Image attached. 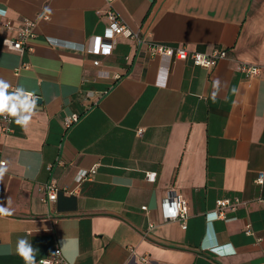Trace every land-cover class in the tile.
Masks as SVG:
<instances>
[{
    "label": "crops",
    "instance_id": "0c3cea01",
    "mask_svg": "<svg viewBox=\"0 0 264 264\" xmlns=\"http://www.w3.org/2000/svg\"><path fill=\"white\" fill-rule=\"evenodd\" d=\"M108 12L150 43L228 56L204 68L125 35L109 46ZM23 19L36 26L20 56L2 39ZM237 60L264 62V0H0V79L42 99L27 127L0 129L11 213L0 214V264H25L20 239L37 264L56 248L72 264H263L264 75H243ZM70 112L80 115L65 128ZM170 188L188 200L185 229L163 220ZM235 195L247 203L231 219H206Z\"/></svg>",
    "mask_w": 264,
    "mask_h": 264
},
{
    "label": "built area",
    "instance_id": "2783aa9c",
    "mask_svg": "<svg viewBox=\"0 0 264 264\" xmlns=\"http://www.w3.org/2000/svg\"><path fill=\"white\" fill-rule=\"evenodd\" d=\"M109 24L104 29V34L102 40L107 42V45L111 46L115 42V37L117 35H125L134 39L137 43H147V47L151 54L163 55L168 58L175 57L182 60H190L194 65H198L204 68H212L217 62L228 56L227 49L224 47H215L209 52H199L194 50H189L184 46H169V45H159L148 42L145 38H141L138 32L129 29L122 21L121 17L114 12H108ZM36 22L32 19H23L21 23L15 27L14 36L7 34L2 39V44L6 46L7 49L16 51L20 56H23L25 50L28 46V40L35 35ZM5 27L8 32L14 29L11 20L5 21ZM52 39L49 38L48 41ZM54 43H56L54 41ZM98 60H94V64H98ZM29 63L22 61L19 68H28ZM236 71L242 73L245 76H261L264 75V62L263 63H253L243 60H237ZM15 89H10L9 92H13ZM34 94V93H33ZM35 97L37 96L34 94ZM78 112H70L64 116L63 125L65 128L70 127L74 122L78 120ZM15 118L9 116H0V129L2 133L13 132L11 123ZM142 131L141 128L138 129V133ZM62 164V160L58 161ZM95 167L89 170H81L77 176L76 180L80 181L89 174L95 172ZM146 179L149 181H154L156 177V172L147 171L145 173ZM264 180V172L259 171L255 178L257 183H262ZM44 190L46 192V199L48 201L55 200L59 187L55 179H50L45 185ZM65 193H72L69 189H64ZM259 201L264 206V197L259 198ZM247 203L246 200L240 198L239 196L223 197L218 198L215 201V209L210 212L204 213L208 221L214 219H224L229 220L232 216L229 213H234L240 206H244ZM142 209H146L145 205L141 206ZM161 208L164 221H177L181 228L185 229L187 227L188 219V208L189 203L186 197L181 193L177 192L175 189L170 188L166 196L161 201ZM153 226V224H151ZM244 232L246 234H253V229L251 222L247 221L244 226ZM132 258L135 257V252L132 247L129 248ZM143 262H146L147 256L141 255L139 257ZM72 264L61 252L59 248L54 249V251L42 258L39 264ZM264 264V262H263Z\"/></svg>",
    "mask_w": 264,
    "mask_h": 264
},
{
    "label": "clouds",
    "instance_id": "9594fccd",
    "mask_svg": "<svg viewBox=\"0 0 264 264\" xmlns=\"http://www.w3.org/2000/svg\"><path fill=\"white\" fill-rule=\"evenodd\" d=\"M11 85L0 79V116L15 118V123L21 127H27L32 116L37 109V97L25 91L23 87H17L13 92H9ZM6 161H0V182L3 181L5 173L8 171ZM0 214L10 215L9 210L0 206ZM37 249L26 239H20L16 245V253L24 260L25 264H37ZM42 264V262H41Z\"/></svg>",
    "mask_w": 264,
    "mask_h": 264
},
{
    "label": "water",
    "instance_id": "95a60500",
    "mask_svg": "<svg viewBox=\"0 0 264 264\" xmlns=\"http://www.w3.org/2000/svg\"><path fill=\"white\" fill-rule=\"evenodd\" d=\"M38 99H37V104L38 105H41V103H42V99H41V97H39V96H36Z\"/></svg>",
    "mask_w": 264,
    "mask_h": 264
}]
</instances>
